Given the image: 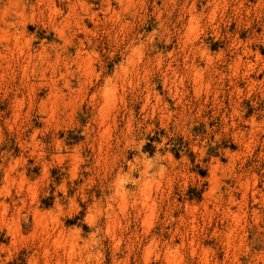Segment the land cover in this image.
Returning a JSON list of instances; mask_svg holds the SVG:
<instances>
[{
    "label": "rangeland",
    "instance_id": "rangeland-1",
    "mask_svg": "<svg viewBox=\"0 0 264 264\" xmlns=\"http://www.w3.org/2000/svg\"><path fill=\"white\" fill-rule=\"evenodd\" d=\"M0 264H264V0H0Z\"/></svg>",
    "mask_w": 264,
    "mask_h": 264
},
{
    "label": "bare ground",
    "instance_id": "bare-ground-1",
    "mask_svg": "<svg viewBox=\"0 0 264 264\" xmlns=\"http://www.w3.org/2000/svg\"><path fill=\"white\" fill-rule=\"evenodd\" d=\"M214 4V3H213ZM54 12V11H53ZM78 57H79V54H77V59H78ZM235 66V65H234ZM237 66V65H236ZM194 69V71H196V74L197 75H199L200 76V69H197L196 67H193ZM193 73V72H192ZM196 74L194 73V76H196ZM61 76H63V75H61ZM198 77V76H197ZM196 77V78H197ZM109 83H110V81L109 80H107L106 81V85H105V89L107 90L108 89V87H109ZM144 172H143V175H142V179H141V181H140V194L144 197V198H146L147 199V161H145L144 162ZM247 183V182H246ZM114 191H115V194H114V196H116V197H121L122 198V200H124V197H125V191H124V186L121 184V183H116V187H115V189H114ZM256 191V190H255ZM259 193V192H258ZM232 199V198H231ZM234 201V200H233ZM232 203V202H231ZM229 209V208H228ZM226 212V211H225ZM235 213V212H234ZM227 215V214H226ZM231 216V215H230ZM228 217V216H227ZM234 217V216H233ZM231 218V217H230ZM236 218H237V216H236ZM229 231V230H228ZM232 232V231H231ZM228 234V233H227ZM230 236V235H229ZM169 254V253H168ZM168 258H169V255L167 256V260H168ZM207 261V260H206Z\"/></svg>",
    "mask_w": 264,
    "mask_h": 264
}]
</instances>
